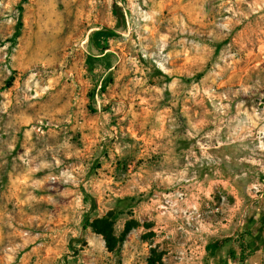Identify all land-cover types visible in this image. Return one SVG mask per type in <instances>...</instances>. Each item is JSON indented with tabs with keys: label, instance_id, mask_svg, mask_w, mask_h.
<instances>
[{
	"label": "rangeland",
	"instance_id": "1",
	"mask_svg": "<svg viewBox=\"0 0 264 264\" xmlns=\"http://www.w3.org/2000/svg\"><path fill=\"white\" fill-rule=\"evenodd\" d=\"M113 4L0 0V264H264V0Z\"/></svg>",
	"mask_w": 264,
	"mask_h": 264
},
{
	"label": "trees",
	"instance_id": "2",
	"mask_svg": "<svg viewBox=\"0 0 264 264\" xmlns=\"http://www.w3.org/2000/svg\"><path fill=\"white\" fill-rule=\"evenodd\" d=\"M124 0H114L113 4V15L117 20V24L115 28L110 27H99V29L92 33V41L95 42L97 48L100 51V57L94 58L95 61L106 62L109 59V54L111 51V41H115L121 37L120 28L127 27V17L122 7V3ZM21 22V21H20ZM21 26V23L20 25ZM21 36V30L18 28V31L15 33V37L19 38ZM16 41L18 39H15ZM91 63V62H90ZM89 63V64H90ZM98 68V67H97ZM106 69H111L110 67H106ZM110 82H106L105 85H102V92H106L107 88H109L112 83V79ZM84 202L88 205H91L92 212L85 216V224L84 229L92 228L96 233L102 235L105 238L107 248L110 251L119 250L123 243L126 240L128 234L138 226V222L130 220L126 223L125 229L122 234L116 235L115 230L112 226H114L113 217L110 215L108 218L103 219H95L92 221V214L98 212V205L96 200L91 197L86 191H84ZM123 214H120V216ZM119 215L116 217V219ZM234 239L228 238L226 240L213 241L208 245L209 258L212 260H219L222 257V254L225 252L226 256L232 255L234 256ZM71 250H75V247H70ZM148 264H165L162 259V253L158 252L157 249H152L151 257L148 259Z\"/></svg>",
	"mask_w": 264,
	"mask_h": 264
},
{
	"label": "flooded vegetation",
	"instance_id": "3",
	"mask_svg": "<svg viewBox=\"0 0 264 264\" xmlns=\"http://www.w3.org/2000/svg\"><path fill=\"white\" fill-rule=\"evenodd\" d=\"M228 238H229V237H228ZM228 238H227V239H228ZM230 238H233V237H230ZM152 239H154L153 236H152ZM215 241H219V240H215ZM158 248H159L158 245H155L154 247H152V249H157V251H158ZM158 252H159V251H158ZM227 256H228V255H227Z\"/></svg>",
	"mask_w": 264,
	"mask_h": 264
}]
</instances>
